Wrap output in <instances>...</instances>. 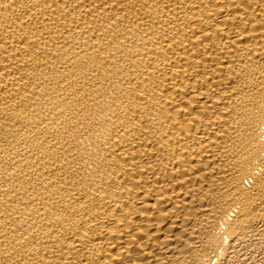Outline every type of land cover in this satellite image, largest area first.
<instances>
[{
  "label": "bare ground",
  "instance_id": "1",
  "mask_svg": "<svg viewBox=\"0 0 264 264\" xmlns=\"http://www.w3.org/2000/svg\"><path fill=\"white\" fill-rule=\"evenodd\" d=\"M264 0H0V264H264Z\"/></svg>",
  "mask_w": 264,
  "mask_h": 264
},
{
  "label": "rangeland",
  "instance_id": "2",
  "mask_svg": "<svg viewBox=\"0 0 264 264\" xmlns=\"http://www.w3.org/2000/svg\"><path fill=\"white\" fill-rule=\"evenodd\" d=\"M264 252V251H263ZM262 257H264V253L260 254L259 258L261 259Z\"/></svg>",
  "mask_w": 264,
  "mask_h": 264
}]
</instances>
